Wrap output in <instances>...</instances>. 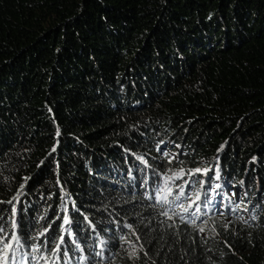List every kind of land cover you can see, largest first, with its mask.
Returning <instances> with one entry per match:
<instances>
[{
	"label": "trees",
	"instance_id": "trees-1",
	"mask_svg": "<svg viewBox=\"0 0 264 264\" xmlns=\"http://www.w3.org/2000/svg\"><path fill=\"white\" fill-rule=\"evenodd\" d=\"M0 227L16 264H264V0H0Z\"/></svg>",
	"mask_w": 264,
	"mask_h": 264
},
{
	"label": "snow or ice",
	"instance_id": "snow-or-ice-1",
	"mask_svg": "<svg viewBox=\"0 0 264 264\" xmlns=\"http://www.w3.org/2000/svg\"><path fill=\"white\" fill-rule=\"evenodd\" d=\"M59 134V133H57ZM55 151V149H53ZM196 172H200L201 170L198 168L195 170ZM207 172V169L204 170ZM219 187V185H217ZM167 189V186H165ZM171 195V189H167V193L164 196H157V202H164L167 203V197ZM15 199V198H14ZM179 199V197H177ZM199 194L196 195V200H199ZM183 207V205H181ZM191 207V205H189ZM185 212L188 211V208L183 209ZM199 211V208L197 209ZM163 215L167 216L168 219H172V216L169 215L168 211H165ZM194 215V214H193ZM183 219V217H181ZM69 223V219L67 216L64 217V224L67 225ZM200 232L204 231V228L201 227L199 229ZM4 229L3 227H0V233H3ZM61 243H63V240H61ZM24 245L21 243V238L15 234H12L11 236L7 237H0V264H16L18 254L20 253L21 249H23ZM39 248H33V251L38 252ZM59 250V246H57V251ZM11 254V255H10ZM55 255V252L52 253ZM43 258V257H42ZM26 264V262H25Z\"/></svg>",
	"mask_w": 264,
	"mask_h": 264
}]
</instances>
